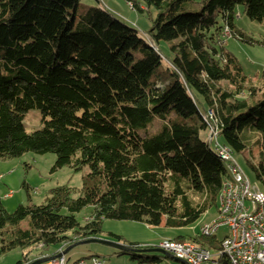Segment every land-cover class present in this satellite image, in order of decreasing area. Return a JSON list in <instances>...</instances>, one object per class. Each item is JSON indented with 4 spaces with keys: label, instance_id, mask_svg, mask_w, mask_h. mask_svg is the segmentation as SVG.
<instances>
[{
    "label": "trees",
    "instance_id": "1",
    "mask_svg": "<svg viewBox=\"0 0 264 264\" xmlns=\"http://www.w3.org/2000/svg\"><path fill=\"white\" fill-rule=\"evenodd\" d=\"M125 1L141 13L142 5L156 10L151 40L99 4L0 0V159L51 152L52 171L88 167L79 190L56 186L44 203L9 212L0 199V258L98 236L105 220L185 227L217 209L228 172L202 136L210 125L232 152L249 153L247 165L264 191V68L248 79L225 49L224 33L252 43L235 25L238 6L264 22V0H200L199 7L192 0ZM160 41L171 42L164 66ZM31 109L41 119L28 132L23 120ZM208 110L213 118L206 120ZM153 119L161 127L141 136L137 128ZM89 206L80 222L76 214ZM174 240L220 244L199 233Z\"/></svg>",
    "mask_w": 264,
    "mask_h": 264
},
{
    "label": "rangeland",
    "instance_id": "2",
    "mask_svg": "<svg viewBox=\"0 0 264 264\" xmlns=\"http://www.w3.org/2000/svg\"><path fill=\"white\" fill-rule=\"evenodd\" d=\"M192 2L195 7H199L198 3L200 0H192ZM98 4L108 9L124 23L135 27L143 38L151 40L148 31L157 13L153 7L147 8L142 5L143 12L141 13L134 10L131 4H128L125 0H81L80 2L82 8ZM238 13L235 25L248 38L252 39V43L232 38L226 33L225 49L237 57L248 79L254 81L260 78L264 68V45L261 44L264 39V22L249 19L243 12L242 6H238ZM170 43L169 41H160L158 44L163 54V66L168 63L167 58L171 56ZM222 85L225 88L229 87L225 82H222ZM40 119L41 115L38 110H29L23 120L26 130L30 132L37 129L40 126ZM160 127L161 121L153 119L151 122H146V125L138 127L137 132L141 136L149 137ZM217 134L218 142L223 144V137L219 133ZM202 136L209 141V132ZM214 144V140L212 143L210 142L211 147H214ZM232 156L249 182L252 185L261 187V184L256 181L253 172L247 165L246 158L249 157V153L247 151L242 153L232 152ZM54 161L55 154L51 152L44 154L25 152L18 157L0 159V199L6 210L12 212L18 204L44 203L46 198L49 197V191L56 186L68 185L76 190L82 187L83 176L88 172L87 166L79 172L73 171L68 166L52 171ZM77 195L78 192H76L75 197ZM90 212L91 208L89 206L77 213L76 216L80 222H84ZM216 217V206H212L197 221L185 227L166 226L164 220L155 226H149L139 221L105 220L102 224L101 233L95 238L115 240L112 236V234H115L123 237L125 243L122 241L118 242L126 246L129 243H139L150 248H157L164 240L175 239L180 235L200 234L201 226L210 223ZM228 232V228L223 226L216 232L215 236L221 240ZM86 239L46 248L45 253L42 252L44 249L40 246L23 250L14 249L0 258V264H16L22 255L26 257L23 259V264H29L44 258L50 259L40 264H54L53 261L61 258H63L62 264H76L80 260L84 261L85 264H95V261H93L95 258L104 260L106 264H138L139 261H142L141 264H150L145 260V257H156L159 259L153 264H181L174 258L164 256L158 251L140 253L143 256L142 258H133L130 253H121L116 248L100 243L75 244Z\"/></svg>",
    "mask_w": 264,
    "mask_h": 264
},
{
    "label": "built area",
    "instance_id": "3",
    "mask_svg": "<svg viewBox=\"0 0 264 264\" xmlns=\"http://www.w3.org/2000/svg\"><path fill=\"white\" fill-rule=\"evenodd\" d=\"M224 33L226 34V30ZM209 138L215 141L214 146L219 147V153L229 160L232 172L236 176V184L235 187H230L229 193L222 196L218 205V214L226 213V220L218 221V217L213 219L211 224L201 226L200 235L212 236L209 235V228L220 229L226 226L229 231L224 237L226 251L207 253L200 248L177 245L173 239L162 241L157 248L185 260L187 264H213V257L220 256L221 253H230L235 258V264H264V205L260 195L256 192L255 186L239 170L237 163L231 162L229 152L217 140L216 127L213 125ZM229 207H236L235 217H228ZM62 259L53 263L62 264ZM100 262L104 261L94 263ZM76 264L85 263L80 260Z\"/></svg>",
    "mask_w": 264,
    "mask_h": 264
},
{
    "label": "bare ground",
    "instance_id": "4",
    "mask_svg": "<svg viewBox=\"0 0 264 264\" xmlns=\"http://www.w3.org/2000/svg\"><path fill=\"white\" fill-rule=\"evenodd\" d=\"M226 33L229 35L227 30H226ZM204 117L206 120L212 119L213 118L212 110H208L204 114ZM209 133L210 134L212 133V125H210V132ZM217 133H218V130L216 129V134ZM217 137H218V134H217ZM209 142L212 143L210 138H209ZM222 145L226 149V151L229 152V157H230L231 162H236L232 156V151L230 150V148L227 145H224V144H222ZM213 149L215 150L216 154L220 157V159L224 162L225 168L227 169V172H228V178H226L222 182V185L220 188V192L218 195L217 209H216L218 221H225L226 220V213H219L218 214V205L220 203V200L222 199V196L225 195L226 193H229L230 187H235L236 176L232 172V166L230 165V162L227 159V157L223 156L222 153H219V147L214 146ZM237 167L239 168L238 165H237ZM239 170L241 171L240 168H239ZM254 186L256 188V192H258V194L260 195V200H261L262 204L264 205V191H263V189L261 187H258L257 185H254ZM235 215H236V207H229L228 208V217H235ZM217 217L214 219H217ZM211 223H212V221L208 224L203 225V226L209 225ZM218 230H219V228H209V235L215 236V234ZM174 241L177 245H186L187 247H190V248H200V249L206 251L207 253H217V252H225L226 251V240H225V238L220 240V244H219L218 248L217 247H211V248L202 247V246H199V245L193 243L192 241H183V242H179L176 240H174ZM95 261H104V260L95 258ZM95 264H105V262H100V263H95ZM213 264H235V258L230 253H221L220 256L213 257Z\"/></svg>",
    "mask_w": 264,
    "mask_h": 264
},
{
    "label": "water",
    "instance_id": "5",
    "mask_svg": "<svg viewBox=\"0 0 264 264\" xmlns=\"http://www.w3.org/2000/svg\"><path fill=\"white\" fill-rule=\"evenodd\" d=\"M89 242H95V243H100V244H103V245H107V246H111L113 248H116L120 251H124V252H150V251H158L160 252L162 255L164 256H170L172 258H174L175 260L179 261L181 264H187V262L185 260H182L178 257H175L173 256L172 254L162 250V249H159V248H143V249H135V248H131V247H128L118 241H115V240H106V239H100V238H95V237H92V238H89V239H86V240H83V241H80L78 243H75V244H82V243H89ZM50 258H44V259H38V260H35L33 262H30L29 264H40L44 261H47L49 260Z\"/></svg>",
    "mask_w": 264,
    "mask_h": 264
}]
</instances>
